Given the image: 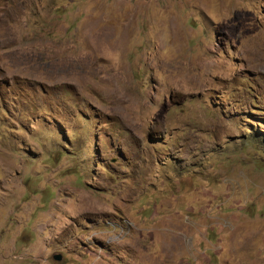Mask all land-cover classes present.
Instances as JSON below:
<instances>
[{"label": "rangeland", "instance_id": "obj_1", "mask_svg": "<svg viewBox=\"0 0 264 264\" xmlns=\"http://www.w3.org/2000/svg\"><path fill=\"white\" fill-rule=\"evenodd\" d=\"M0 264H264V0H0Z\"/></svg>", "mask_w": 264, "mask_h": 264}, {"label": "water", "instance_id": "obj_2", "mask_svg": "<svg viewBox=\"0 0 264 264\" xmlns=\"http://www.w3.org/2000/svg\"><path fill=\"white\" fill-rule=\"evenodd\" d=\"M54 258L58 260V259H60V256L59 255H55Z\"/></svg>", "mask_w": 264, "mask_h": 264}]
</instances>
